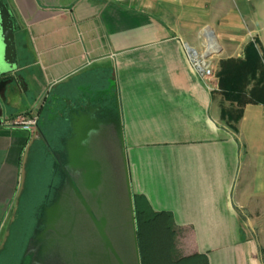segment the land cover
Listing matches in <instances>:
<instances>
[{
    "label": "crops",
    "instance_id": "obj_1",
    "mask_svg": "<svg viewBox=\"0 0 264 264\" xmlns=\"http://www.w3.org/2000/svg\"><path fill=\"white\" fill-rule=\"evenodd\" d=\"M10 5L22 64L0 80V118L40 121L33 133L0 128L2 243L17 211L41 213L59 188L58 156L82 111L112 138L121 124L133 196L173 214L183 256L264 264V104H246L231 126L219 78L254 41L264 56V0ZM189 48L210 58L213 80Z\"/></svg>",
    "mask_w": 264,
    "mask_h": 264
},
{
    "label": "water",
    "instance_id": "obj_2",
    "mask_svg": "<svg viewBox=\"0 0 264 264\" xmlns=\"http://www.w3.org/2000/svg\"><path fill=\"white\" fill-rule=\"evenodd\" d=\"M0 35L1 80L21 65L17 25L5 0ZM88 118L82 111L74 116L58 156L59 164L66 161L63 179L42 208L22 264H142L123 128L116 127L112 138Z\"/></svg>",
    "mask_w": 264,
    "mask_h": 264
},
{
    "label": "trees",
    "instance_id": "obj_3",
    "mask_svg": "<svg viewBox=\"0 0 264 264\" xmlns=\"http://www.w3.org/2000/svg\"><path fill=\"white\" fill-rule=\"evenodd\" d=\"M264 56L261 55L259 42L254 41L247 46L246 58L243 61L227 62L219 74L220 87L227 101L240 106V114L235 119L223 110L222 115L228 122H239L243 107L248 103L264 104ZM3 79V78H2ZM250 91L258 90L256 98L250 97ZM134 207L138 242L142 264H209L206 256L201 254L183 256L178 250V227L174 216L168 211H156L149 205L137 201L134 196ZM40 212L33 214L36 220ZM31 216V217H32ZM30 221L31 218H28ZM30 221H27L30 223ZM34 226L31 228L33 229Z\"/></svg>",
    "mask_w": 264,
    "mask_h": 264
},
{
    "label": "rangeland",
    "instance_id": "obj_4",
    "mask_svg": "<svg viewBox=\"0 0 264 264\" xmlns=\"http://www.w3.org/2000/svg\"><path fill=\"white\" fill-rule=\"evenodd\" d=\"M0 47L1 49H3L1 35H0ZM14 85L15 86L17 85L16 81ZM253 86H254L253 83H251L249 86V91L253 88ZM258 94L259 92L256 89L254 91H250L251 98H256ZM229 102L232 105H234V107H228V109L225 111L230 114H233L232 117L235 119L236 117L239 116L241 108L237 103H233L231 101ZM238 123L239 122H236V120L230 121V125L233 127H235V125L237 126ZM25 201L26 199L23 198L22 202L25 203ZM32 215L33 212L30 213L27 210H23L22 212L17 211L14 214L13 223L10 224V227L8 228L6 227L5 229L6 232L8 231L6 241L2 243V239H0V264H22V262L26 258L25 254L30 248L29 244L32 241V238L34 237L36 231L35 228L33 229L31 228L34 225V221H35V218ZM28 218H31L32 220L30 221ZM27 221H30V223H28ZM179 253L180 255L183 254V252H179Z\"/></svg>",
    "mask_w": 264,
    "mask_h": 264
},
{
    "label": "built area",
    "instance_id": "obj_5",
    "mask_svg": "<svg viewBox=\"0 0 264 264\" xmlns=\"http://www.w3.org/2000/svg\"><path fill=\"white\" fill-rule=\"evenodd\" d=\"M188 54L193 68L203 80H213L215 78L212 62L206 54L199 53L192 48L188 49ZM39 121L38 114H25L16 118H0V128L21 129L33 133L38 129Z\"/></svg>",
    "mask_w": 264,
    "mask_h": 264
},
{
    "label": "flooded vegetation",
    "instance_id": "obj_6",
    "mask_svg": "<svg viewBox=\"0 0 264 264\" xmlns=\"http://www.w3.org/2000/svg\"><path fill=\"white\" fill-rule=\"evenodd\" d=\"M8 4H9V6H10V8H11V5H10V0H5ZM12 9V8H11ZM61 164H65L66 163V161L64 160V158H62L61 159V162H60ZM61 164L59 165V179H60V182L62 181V179H63V170H62V168H61ZM58 183V182H57ZM53 189H55V190H57V185L56 186H53ZM54 190V191H55ZM53 192V191H52ZM54 193V196L53 195H51L50 194V196L49 197H47V200H46V204L45 205H49L50 203H51V201L54 199V197H55V194H56V192H53ZM39 216H40V214H39ZM39 218V217H38Z\"/></svg>",
    "mask_w": 264,
    "mask_h": 264
}]
</instances>
